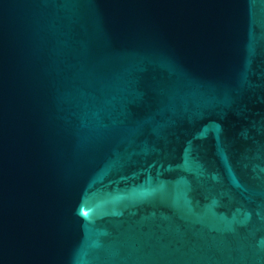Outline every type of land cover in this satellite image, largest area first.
<instances>
[{
	"label": "water",
	"instance_id": "95a60500",
	"mask_svg": "<svg viewBox=\"0 0 264 264\" xmlns=\"http://www.w3.org/2000/svg\"><path fill=\"white\" fill-rule=\"evenodd\" d=\"M0 264H264V0H0Z\"/></svg>",
	"mask_w": 264,
	"mask_h": 264
}]
</instances>
